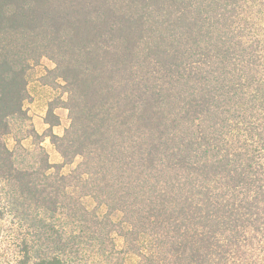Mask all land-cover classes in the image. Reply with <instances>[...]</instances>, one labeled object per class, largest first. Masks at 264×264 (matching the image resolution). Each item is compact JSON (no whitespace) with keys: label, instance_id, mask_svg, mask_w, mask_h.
I'll return each instance as SVG.
<instances>
[{"label":"trees","instance_id":"16d2710c","mask_svg":"<svg viewBox=\"0 0 264 264\" xmlns=\"http://www.w3.org/2000/svg\"><path fill=\"white\" fill-rule=\"evenodd\" d=\"M58 3L70 30L56 13L29 17L0 0V32L47 28L58 63L60 48L69 54L83 40L71 60L83 78L109 55L112 76L102 89L118 91L126 105L110 126L130 124L131 141L115 144L109 131L89 141L87 128L78 136L81 115L72 111L58 150L65 164L74 154L81 160L57 171L39 146L21 143L36 135L23 108L34 57L0 47V264H122L124 254L138 264H264V0ZM84 9L92 26L81 25ZM90 52H98L94 65ZM133 58L147 65L127 67ZM57 76L81 109L90 85L78 90ZM115 236L127 251L116 250Z\"/></svg>","mask_w":264,"mask_h":264},{"label":"rangeland","instance_id":"374dc122","mask_svg":"<svg viewBox=\"0 0 264 264\" xmlns=\"http://www.w3.org/2000/svg\"><path fill=\"white\" fill-rule=\"evenodd\" d=\"M14 3L19 9L22 10L23 8V12L29 17L34 15L36 10H38L44 18L48 17L50 14L56 13L60 19H63L60 20L62 28L65 26V28L70 30L71 25H73L70 20L66 19L64 13L59 11L60 7L58 0H14ZM82 9L83 8L80 7V10ZM88 16L89 15L87 14L86 9H84L80 16L82 26L84 23L92 26L91 22L88 23ZM94 18L95 17L93 16V19ZM62 28L59 32H62ZM11 30L12 29L9 31L3 30L0 32V47L6 46L12 51L14 49L11 47L16 46L18 53L20 52V59L21 57L22 59H25V57H34V59L27 62L28 69L26 71L28 74L26 79V89L28 97L24 101L23 108L26 110L28 116V120L26 122L29 124L28 129L30 130V128H33L36 135L33 134V136H28L21 141L25 148L34 149L39 146L40 149L46 153V157L50 165L56 167V170L61 173L66 174L70 169L76 167L81 160L79 154H74V156L72 155V162L65 164L64 157L58 150L59 141L56 138L63 136L66 133V130L70 127L72 122V119L70 118L72 116V111L73 116L78 114L81 115L78 122L80 123L79 130L76 132L78 136L81 135L87 128L86 139L89 141H92V138L99 133V137L103 139L106 136L105 131H109V136L114 137V135H116L115 139L117 142L115 144H119L120 142L123 145H128L130 143V124L119 127H114L113 124L110 126L112 119L114 120L115 116L124 114V112H122L116 115L112 112L121 106L123 107L125 103L119 99L118 91H115L112 88H107L105 91L102 89L103 82L112 76L110 74V67L112 63L108 57L109 55L103 53L101 54L103 61L99 64L100 66L96 64L94 66L95 68L92 67L93 70L88 73L89 77H79L75 71H72V66L74 65L71 60L73 54L72 51L75 50L74 47H77L78 44L80 46L83 45V40L75 42L72 45V49L69 54L67 47L63 46L60 48L61 53L64 54V59L61 63H58L54 58L56 54L55 56H52V50L50 51V48H48L50 39L47 28L44 30V27L40 25L26 24L21 26L18 32L16 29ZM80 31L83 35H85V37L88 36V34L84 32L83 28H81ZM20 32H23L24 35L22 39L17 38ZM90 37L91 36H89V38ZM78 39H82L81 35ZM41 44H43L46 50L41 47ZM90 50L92 52L93 49ZM93 54L94 53H91V58L86 57V61L89 65H94L96 62V54H98V52H95L94 55ZM170 57L163 60V67L159 66L160 69L163 70L165 65L170 64ZM174 58L175 60L177 59L176 56H174ZM149 61L152 62L151 59ZM78 65H80V63ZM146 65L147 63L141 58H133L130 59L127 67L135 69L139 72L140 70H143ZM150 68L151 66L146 69L150 70ZM58 72L68 75L72 82L76 84L75 86L78 90L79 87H81L80 84L90 85V88L86 89L87 95L85 97H87V100L83 103L81 102V109L80 107H76V105L80 103V100H74L72 102V100L68 98V85L65 84L61 77L57 76ZM120 72L122 74H126L122 70ZM160 74L162 73H159L158 76H160ZM74 91L75 90H73V92ZM97 97H100L98 101ZM106 123H108V127H101L102 125H106ZM88 127H95L99 132L95 134L94 132H91ZM99 127L102 128V130H100ZM5 143L8 148L13 149L14 140L11 135H7L5 137ZM82 145H85V143ZM52 170L55 169L52 168ZM105 184L106 183H104L103 180L100 185L104 187ZM86 202L91 206L96 204L95 201L90 199L86 200ZM101 209L104 210V206H101ZM114 242L116 250L127 251L128 246L122 237L115 236ZM7 244V240L4 239L2 244L3 247H7ZM121 262L122 264H138V257L133 254H124Z\"/></svg>","mask_w":264,"mask_h":264}]
</instances>
